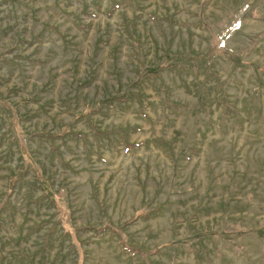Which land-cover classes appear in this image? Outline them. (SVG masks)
Wrapping results in <instances>:
<instances>
[{
    "label": "rangeland",
    "instance_id": "obj_1",
    "mask_svg": "<svg viewBox=\"0 0 264 264\" xmlns=\"http://www.w3.org/2000/svg\"><path fill=\"white\" fill-rule=\"evenodd\" d=\"M0 264H264V0H0Z\"/></svg>",
    "mask_w": 264,
    "mask_h": 264
},
{
    "label": "trees",
    "instance_id": "obj_2",
    "mask_svg": "<svg viewBox=\"0 0 264 264\" xmlns=\"http://www.w3.org/2000/svg\"><path fill=\"white\" fill-rule=\"evenodd\" d=\"M42 185H43V186L48 190V192H49V193L47 192L46 195H47L48 197L52 198V197H51V193H50L49 189L47 188V186L44 185V184H42Z\"/></svg>",
    "mask_w": 264,
    "mask_h": 264
}]
</instances>
